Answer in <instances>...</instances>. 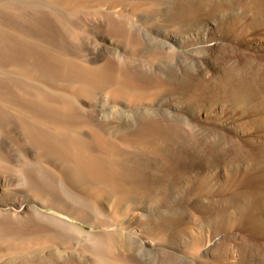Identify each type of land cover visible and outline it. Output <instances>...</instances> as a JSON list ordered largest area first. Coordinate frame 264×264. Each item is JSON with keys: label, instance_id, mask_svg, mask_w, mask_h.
Masks as SVG:
<instances>
[{"label": "rangeland", "instance_id": "obj_1", "mask_svg": "<svg viewBox=\"0 0 264 264\" xmlns=\"http://www.w3.org/2000/svg\"><path fill=\"white\" fill-rule=\"evenodd\" d=\"M160 1L153 27L166 39L193 42L191 46L175 42L172 47L177 52L173 66L191 67L189 78H194H188L184 88L155 90L159 98L139 108L154 114L177 113L195 134L189 149L176 145V166L169 178L163 177L166 183L178 184L161 210L166 217L157 223L139 222L147 215L156 217L155 205H128L122 214L108 197L102 200L106 209L102 215L63 212L34 195L16 172L0 170V264H95L89 249L105 233L135 244L131 251L121 245L115 250L117 258L134 256L133 264L138 260L157 264L162 250L177 254L186 264H264V0ZM171 9L180 13L179 21L172 20ZM7 14L1 17L3 22L13 20ZM80 20L88 29L85 36L89 33L91 40L111 45L103 18ZM77 54L93 66L105 62L96 43L82 46ZM159 65L154 69L170 64ZM176 69L182 75L183 67ZM101 121H109L111 127L125 125L108 118ZM138 127V122L130 126ZM14 130L20 134L18 127ZM4 144L6 153L13 155L11 165L18 168L17 146ZM150 157L143 162L152 164L153 171L158 160ZM161 177L155 174L151 187ZM153 228L157 232L152 234ZM192 250H197L193 256Z\"/></svg>", "mask_w": 264, "mask_h": 264}, {"label": "bare ground", "instance_id": "obj_2", "mask_svg": "<svg viewBox=\"0 0 264 264\" xmlns=\"http://www.w3.org/2000/svg\"><path fill=\"white\" fill-rule=\"evenodd\" d=\"M158 2L0 0V170L16 172L34 195L47 199L49 206L67 213L75 209L102 215L106 210L102 200L108 197L115 200L117 213L140 202L155 205L156 217H140L139 222L157 223L166 217L161 210L178 184L166 183L163 177L169 178V171L176 166V145L189 149L195 134L174 115L177 113L139 109L159 98L156 91H166L172 85L188 86L191 74V67L177 64L183 67L179 77L177 66H173L177 59L172 47L175 39H166L153 27ZM173 10L172 20L179 21L180 13ZM5 13L14 22L7 18L11 23L3 22ZM81 16L103 18L111 33L105 36L113 39L111 45L91 40L89 33L85 36L88 29ZM93 43L103 50L105 62L101 65L93 66L77 54L82 46ZM192 43L176 42L182 46ZM160 62L170 65L157 71L154 67ZM107 118L125 125L111 127L109 121H101ZM137 122L141 129H131ZM4 139L18 148V168L11 165L13 155L7 154L9 149L6 153ZM149 155L158 160L153 171L152 164L143 162L151 158ZM155 174L162 176L161 182L151 187ZM175 211L173 208L172 213ZM156 230L150 231L153 234ZM97 240L89 249L95 264L135 262L134 256L115 255L118 245L131 251L134 243L120 242L114 233H105ZM157 256V264H186L175 253L162 250ZM142 261L138 263L152 262Z\"/></svg>", "mask_w": 264, "mask_h": 264}]
</instances>
